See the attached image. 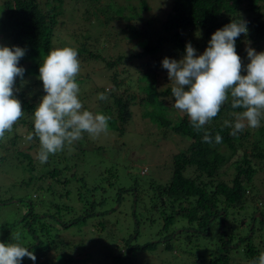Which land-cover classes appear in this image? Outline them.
Wrapping results in <instances>:
<instances>
[{
  "label": "rangeland",
  "instance_id": "374dc122",
  "mask_svg": "<svg viewBox=\"0 0 264 264\" xmlns=\"http://www.w3.org/2000/svg\"><path fill=\"white\" fill-rule=\"evenodd\" d=\"M1 1L0 8L3 3ZM170 1L114 0V16H125L128 20H122L119 24H117L119 21H110L109 26H104L99 30L100 34L98 37H95L96 32L92 27L88 28V25L92 26L95 22L83 20V10L81 9H79L78 13L82 14V16L75 17L74 21H68L67 18L61 17L59 19L60 24L55 27L51 49L64 46L79 49L82 43L87 51L93 55V58L86 57L85 59L82 58L83 55H78L81 62V71L77 77V82L81 89L80 100L84 105V109L94 114L101 113L98 108H109L110 120L108 121L109 128L106 134H101L98 137H91L85 134L82 140L72 145H66L62 151L55 155H50L48 162L43 165L36 159V153L39 149L38 138H34L31 142L25 139L29 132L34 131L32 112H25L24 117L21 118L24 123L17 122L18 124L13 127V131L6 133L5 138L0 140V144L6 149L4 153L0 148V155L3 153L4 155L9 154V159L7 157L0 161V199H7L13 196L8 205L0 206V223L12 224L14 222L15 227L10 229L11 232H14L23 222L20 218L26 211L24 205L28 202V198L33 200L41 199L42 205H33L32 207L33 213L39 215L38 221H41L44 215L40 212L50 209L48 201L47 203L45 202V198H48L49 195L43 190L48 183L55 182L57 179H60L61 182L63 176L77 174L79 181L77 185L70 182V188L74 189L75 185V189L80 187V192L85 196L80 201L70 199L73 208L72 212H65L64 209L60 210V215L58 214L57 217H62L61 222L74 217L82 216L84 218L77 222V226L56 227L54 229L58 237L55 239L56 243L58 242L56 250L41 259V264H63L64 260L68 264H112V257L110 256L112 254L116 255V248L119 256L125 257L126 252L123 249V241L121 239L134 231L129 225L130 210L128 205L126 202L119 201V198L122 197V200L128 199L131 193L130 190H132L138 199L135 216L139 218V211H142L144 207H149L150 181L154 180L155 182L158 180L163 182L170 178V170L164 167L168 165L169 157L173 153L171 150L176 146H180L181 142L178 141L179 138L175 137V135H171L168 138H163L162 135H159V130L163 131L164 129L159 128L156 130L158 126L152 122L157 121L158 116L152 118L144 116L143 118L142 115L146 111L148 113L152 111L158 115L160 112L162 113L163 110L158 104L155 103L154 108L145 106L144 110L137 106V100H139L140 96L136 87L138 75L145 73L155 75V79L148 81L149 85L152 84L153 93L160 90L165 91L168 88L171 90L172 88L168 72L163 69L162 63H159L158 60L161 53L146 54L141 58L122 61L112 67H108L106 64V62L113 61L118 54L125 58L128 57L131 45L134 46L142 42L141 40L147 33L149 35L146 38V45L152 44L160 36V23L168 12ZM127 2L128 4H126ZM106 3L111 5L109 0H99L91 6H87L85 3L84 7L87 8L89 15L95 11L97 12V17L102 19L100 9ZM258 5L264 8V0H261ZM130 16L133 17L130 19ZM88 18L93 20V17L88 16ZM149 19H151L152 29L146 24ZM126 23H131L137 30H140V33L145 32L144 29L146 28L147 33L135 39L129 38L128 33H126L125 37V34H120L118 29L122 28ZM112 24L113 26L110 27ZM242 44L243 51L246 52L249 41L243 40ZM163 48L165 51L170 50V46L166 44L163 45ZM96 55L99 58H95ZM242 75H246V72H242ZM113 80L117 83L116 86H114ZM15 88L17 89L14 93L16 98L18 100L20 98L27 100L29 104L33 105V110H35L42 97L46 94L43 90L42 81L37 75H28ZM106 89L109 90V94L113 93L122 99L129 95L136 98L134 104L129 106L131 116L126 121L117 119L110 97L107 101L98 99V94L105 92ZM20 92H23V97L18 95ZM156 99L163 108L171 107L180 119L184 116L187 117L185 113L173 106L175 99L172 96V92L164 96L160 95ZM230 99L231 97H229ZM105 112L103 111V113ZM174 112L171 114V118L173 123H177ZM165 113H170V111L165 110ZM187 119L189 120L188 117ZM256 129L245 128L237 136L241 137L247 132V138L251 141V138L253 139L256 134ZM120 131L122 132L120 133ZM14 134L18 135L19 139L14 146H11L8 142L6 143V139ZM239 140L242 142L243 139ZM16 151H20L34 159V162L30 165L33 167L34 178H29L30 174L26 171L27 169H22V167H18L14 160L11 161ZM244 153L250 157L254 154L251 151V147L246 145L239 146L236 149L235 158L240 157ZM210 156V153L206 150L197 148L192 155L196 164L202 167L203 171L207 170L206 163L209 161ZM22 160V157H17L18 162ZM66 162L71 165L69 168H74L75 164L76 167L70 173L67 171L61 173V169ZM53 169L57 171V174L51 177L48 172ZM222 169L216 173L215 180L216 182L229 183L232 177L231 167L225 165ZM41 170L46 172L45 175H43ZM251 185L258 190V193L264 195V174L257 172L252 177ZM242 187L244 188V201L241 199L231 203L233 211L230 212L237 215L238 224L241 225L243 223V226L240 227L238 224L233 223L234 232L246 237L243 242H235L233 249L228 253L229 257L234 261L232 264H243V260L246 259L244 253H246L247 244L255 246L256 241L258 243L264 233L263 230H259L258 222L254 225L251 222L253 218L254 222H256L258 219L256 216L263 208L262 195L261 197L256 196L254 190H252V193L250 183L242 182ZM53 189L55 191L62 190V186H54ZM150 209L148 208V210ZM50 213L52 214V211ZM64 213L67 214L65 215ZM227 214H230L228 209ZM144 217L155 220V215L151 214L150 211L146 212ZM232 217H235V215L232 214ZM153 224L155 225V221ZM182 225L185 226V224ZM178 226L179 224L175 226L177 228L175 233L180 231ZM152 228L149 226L148 221L143 223V226L139 228V233L141 234H139L138 244L141 245L152 240V235H155L151 230ZM185 234L180 240H168V243L172 246L170 247L171 250L163 248L160 241V243L148 246L146 251H135L136 255L132 258L133 262L127 260V262L120 264H192L194 262L192 258L198 255L203 247L207 249L206 256L207 254H212L209 255L211 257L216 256L210 251L208 245H204L206 242L204 239L202 240L201 236L196 233L192 235L190 233ZM186 236L189 237V240L185 244L184 237ZM152 242L154 243L155 240ZM260 254L257 253L255 259ZM252 255L249 256L251 257Z\"/></svg>",
  "mask_w": 264,
  "mask_h": 264
},
{
  "label": "trees",
  "instance_id": "16d2710c",
  "mask_svg": "<svg viewBox=\"0 0 264 264\" xmlns=\"http://www.w3.org/2000/svg\"><path fill=\"white\" fill-rule=\"evenodd\" d=\"M97 1L99 0L1 1V3L3 2L0 8L1 46L20 47L25 50V55L18 64L19 67L25 69L23 79L28 75L39 76V67L49 51L52 50L53 33L55 27L60 24L59 19L61 17L67 18L68 21H74L75 17L83 14V20L95 22L92 26L88 25V28L92 27L96 32L95 37L99 36L100 29L104 26H109L110 21L116 20L119 21L117 23L119 24L122 20H128L125 16H114V0H109L111 5L106 3L100 9L102 19L97 17V12L95 11L89 15L87 8L84 7L85 3L87 6H91ZM259 2L261 0H171L168 12L160 23V36L152 44L146 45V38L149 35L146 28L144 29L145 32L140 33V30H137L131 23H126V25L124 24L122 28L118 29L120 34H125V37L126 33L131 39L139 38L144 33H147V35L141 40L142 42L134 46L130 43L131 47L128 57L125 58L118 54L113 61L106 62V64L108 67H112L122 61H129L130 59L141 58L146 54L154 53H161L158 59L159 63H162L164 58L180 61L186 54L185 47L188 43H191L196 50L197 56H199L209 46L211 36L217 30L222 29L233 21L241 20L246 22L248 31L247 35L241 34L236 39L235 45L237 54L241 57L243 65L246 66L250 63V60L248 59L247 51H243V40L249 41L247 49H254L257 53L264 51V11H262L264 8L258 5ZM79 9L83 10L82 14L78 13ZM88 16L93 17V20H90ZM131 17L133 16L129 18L131 19ZM150 22L151 19L146 24L152 29ZM112 26L113 24L110 27ZM164 44L170 46L169 51H165L163 48ZM77 50L79 55H83V59L86 57L93 58V55L87 51L82 43ZM95 58H99V56L97 57L96 55ZM155 78V75L147 73L137 76L136 87L140 93L137 106L144 110L145 106L154 108V104H158L163 110L162 113L160 112L158 115L155 112L151 111L148 113L146 111L142 115L143 118L144 116L149 118L158 116L157 121L152 122L157 124L156 130L159 128L164 129L163 131L159 130V135H162L163 138L175 135V137L179 138L178 141L181 142V145L171 150L173 153L169 157L168 165L164 167L170 170V178L163 182L158 180L155 182L154 180L150 181L149 207H144L142 211H139V218L135 216L138 199L134 192L128 189L131 191L129 198L125 200H122V197L119 198V201L126 202L128 205L130 210L129 225L134 232L128 233L121 239L123 241V249L126 252L125 257H120L118 249L115 247L116 255L112 254L110 256L112 257V264H120L127 262V260L133 262L132 258L136 255L135 251H146L148 246L160 243V241L163 248L171 250L170 247L172 246L168 243V240H180L182 236L186 235L185 233H190V235L196 233L201 236L202 240L204 239L206 242L204 245H208L210 251L216 254V256L212 257L209 256L212 254H207L206 256L207 249L203 247L200 253L192 258L194 261L192 264H232L234 261L229 257L228 253L233 249L235 242H243L246 237L234 232L233 223L238 224L239 220H237L235 213L230 212L233 211L231 203L241 199L244 201L242 182L250 183V190H254L258 197L262 195L264 201V195L258 193V190L251 185L252 177L257 172L264 174V123H262L264 119L261 120V126L256 129V134L253 139L251 138V141L247 138V132L241 137L230 135L232 129L225 127L224 122H234L233 113L243 111V109H233L230 99L221 107L218 115L206 124L201 131L197 132L186 116L180 119L171 107L163 108L157 101L156 98L160 95L164 96L171 93V90L168 88L165 91L160 90L153 93L152 84L149 85L148 81ZM23 79L18 77L15 87H18ZM113 84L114 86L117 85L114 80ZM22 94L23 92H20L18 95L22 96ZM109 97L117 119L126 121L131 116L129 106L134 104L136 98L129 95L122 99L113 93H110ZM19 101L24 112H34L33 105L29 104L27 100L20 98ZM98 110L102 114L109 116V108H98ZM165 110H169L170 113H165ZM103 111L106 112L103 113ZM173 112L174 116L176 115L177 123L172 121L171 114ZM18 123H24L23 119L19 120ZM205 131L210 133L213 139L216 134L221 135L222 143L210 145L203 142ZM18 139L19 136L14 134L6 139V143L8 142V144L14 146ZM239 139H243L242 142ZM244 145L251 147V151L254 154L250 157L244 153L240 157L235 158L236 149ZM0 148L5 153L6 149L2 144H0ZM196 148L204 149L211 155L206 163L207 170L205 171L196 164L195 159L192 157ZM4 153L0 155V161L7 157L9 159V154L4 155ZM17 157H22L23 160L18 162ZM13 160L18 167L27 169L26 171L30 174L29 178L35 177L33 175V167L30 166L34 162L31 156L29 157L20 151H16L15 156L11 158V161ZM225 165L231 167L232 170V177L229 183L216 182V173H218V170H223L222 168ZM70 166L66 162L61 169V173L66 171L70 173L76 167V164L74 168H69ZM41 172L43 175L46 173L42 170ZM48 173L52 177L57 174V171L53 169ZM78 181L77 174H70V176H63L61 182L60 179H57L55 182L45 185L43 190L49 195L48 198H45V202L47 203L48 201L50 209L40 212L44 215L41 221H38L39 215L33 213L32 209L33 205H42L41 199L33 200L28 198V202L24 205L26 211L20 218L23 222L14 232L10 231L12 227H15L14 222L12 224L0 223V243L16 242L12 238L19 234L23 246L28 247V250L36 256L35 261L24 257L21 264H41V259L56 250L58 242L56 243L55 239L58 237L54 229L56 227L77 226V222L84 218L82 216L74 217L61 222L62 217H57L60 210L64 209L65 212H72L73 208L70 199L80 201L85 198L84 194L79 190L80 187L75 189ZM70 182L76 184L74 189L70 188ZM58 185L62 186V190L55 191L53 188ZM12 197L0 199V206L8 205ZM148 208L151 209L148 210ZM227 209L230 213L229 215L227 214ZM50 211H52V214ZM148 211L155 215V220L144 217ZM47 214L48 216H46ZM64 214L66 215L67 213ZM232 214L235 217H232ZM256 217L258 218L256 222H254V218L251 222H253V225L258 222L259 230L264 232V205ZM145 221H148L149 226L153 227L151 230L155 235H152L151 241L140 245L138 244L139 234H141L139 233V228L143 226ZM154 221L155 225L153 224ZM58 222L61 223L57 224ZM178 224L180 231L175 233L177 230L175 226ZM182 224H185V226ZM238 226H243V223L241 225L238 224ZM261 226L263 227L262 229ZM184 238L186 244L189 237L186 236ZM154 240L155 242L153 243L152 241ZM202 240L199 239L200 242ZM258 243L256 241L255 246L247 244V254L244 253L246 259L243 260V264H251L257 253L264 252V233ZM251 254L253 255L250 257L249 255ZM63 264L68 263L64 260Z\"/></svg>",
  "mask_w": 264,
  "mask_h": 264
},
{
  "label": "clouds",
  "instance_id": "9594fccd",
  "mask_svg": "<svg viewBox=\"0 0 264 264\" xmlns=\"http://www.w3.org/2000/svg\"><path fill=\"white\" fill-rule=\"evenodd\" d=\"M246 22L236 20L217 30L202 55L197 56L191 43L186 44L185 56L180 60L164 58L163 69L172 82L174 107L185 113L197 132L218 115L221 107L231 97L234 122L225 121L237 136L245 128H258L264 119V51L257 53L247 49L250 63L243 65L236 52V39L247 35ZM25 55L20 47L0 46V140L13 131L14 125L25 115L21 102L16 98V79H23L25 69L19 61ZM78 50L71 46L57 47L49 51L39 67V79L46 93L33 112L34 131L25 139L38 138L36 159L46 164L50 155L62 151L87 134L98 137L108 132L110 117L84 109L80 100L77 77L81 71ZM246 72V75H242ZM187 88V90H185ZM107 101L109 90L98 94ZM203 142L222 143L216 134L214 139L205 131ZM13 243H0V264H21L24 257L35 261L36 256L23 246L19 234ZM251 264H264V252Z\"/></svg>",
  "mask_w": 264,
  "mask_h": 264
}]
</instances>
